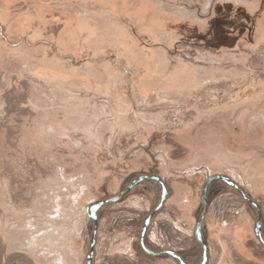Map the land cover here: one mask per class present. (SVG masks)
<instances>
[{
  "label": "rangeland",
  "instance_id": "1",
  "mask_svg": "<svg viewBox=\"0 0 264 264\" xmlns=\"http://www.w3.org/2000/svg\"><path fill=\"white\" fill-rule=\"evenodd\" d=\"M41 1L0 0V26L8 31ZM71 1L57 5L73 14L63 36L0 33V264H86L93 231L86 206L150 174L169 190L146 234L154 251L201 263L194 228L203 184L215 174L261 205L264 235V11L249 10L252 40L182 52L177 45L169 59L152 51L144 58L122 31L131 0H110L108 10L99 0ZM246 2L164 9L195 25L217 24L222 9ZM155 37L173 41L166 32ZM230 188L216 181L208 190V264H264L256 210ZM160 197L159 184L144 181L102 207L93 264H178L141 251L140 223Z\"/></svg>",
  "mask_w": 264,
  "mask_h": 264
},
{
  "label": "trees",
  "instance_id": "2",
  "mask_svg": "<svg viewBox=\"0 0 264 264\" xmlns=\"http://www.w3.org/2000/svg\"><path fill=\"white\" fill-rule=\"evenodd\" d=\"M132 1L135 2L136 0H131L128 5L130 16L125 17L122 31L125 37H128V35L132 37L131 46L135 50H141L144 58L150 56L148 52L152 51L155 53L161 52L160 54L163 57L169 59L174 50H177V45H180L177 51L182 52L186 51L187 47L221 49L224 48L226 40L227 42L232 40L238 42L246 39L252 40L254 37L256 38L257 31L253 25L254 19L249 15V10L252 7H259L264 11V0H246L247 2L244 5L231 3L230 8L222 9L223 15L217 20V24L211 23L212 19L208 18L203 25H195L190 19L182 20L175 15L169 16L170 14L164 8L166 5H170L169 2H172V5L182 3L189 8L199 10L204 7L208 0H157L161 5H164V8L155 7L154 4L151 5L152 3L149 0H139L137 3L135 2L136 4ZM109 2L110 0H99V5L106 8ZM106 9L108 10V8ZM126 12L128 13L127 10ZM131 14L134 17H131ZM138 14H143L140 15L142 20L138 17ZM138 19L139 21L137 22ZM162 32H166L173 41L164 43L160 38L155 37L156 34L158 35ZM146 65L145 69L147 70L148 66ZM161 75L162 77H159L160 80L164 78L163 76H166L165 72H161ZM230 189L236 192L234 189ZM147 216H144L140 223V231ZM145 241L151 250H155L147 239ZM141 251L143 252L142 249ZM143 254L148 259L161 257H152L144 252Z\"/></svg>",
  "mask_w": 264,
  "mask_h": 264
},
{
  "label": "water",
  "instance_id": "3",
  "mask_svg": "<svg viewBox=\"0 0 264 264\" xmlns=\"http://www.w3.org/2000/svg\"><path fill=\"white\" fill-rule=\"evenodd\" d=\"M144 181H154L158 183L159 186L161 187V197H160V201L158 205L155 207V209L152 212H150V214L147 216V218L145 219L141 227L140 241H139L141 249L143 250L145 254L152 256V257L168 255L172 257L173 259L177 260L179 264H187L182 258V256L173 250L154 251V250H151L146 245V241H145L146 234L152 223V220L162 210V208L165 206L169 198V190H168V187L165 181L160 176L155 175V174L141 175L135 178L134 180H132L130 184L126 188H124L118 195L110 197V198L98 200L95 202H91L86 206V215L89 218V220L93 222V231H92V236L90 240L89 252L86 258V264H93L94 262L95 250H96V244H97V238H98V229H99L98 211L106 205H112V204H117L121 202L124 198H126L129 194H131V192L135 189V187H137ZM216 181L223 182L227 186L234 189L246 203L250 204L256 210L257 219L253 226V232H254V236L256 240L264 247V235H263V230H262L263 212H262L261 205L257 201L253 200L245 192V190L230 177L222 175V174L211 175L206 179V181L203 184L202 190H201V202L203 204V210L194 228V237L196 241L202 247V261L200 264H208V261H209L210 252H209V247L207 243L205 242L203 234H202V226H203L204 220L209 211L208 190L211 184Z\"/></svg>",
  "mask_w": 264,
  "mask_h": 264
},
{
  "label": "flooded vegetation",
  "instance_id": "4",
  "mask_svg": "<svg viewBox=\"0 0 264 264\" xmlns=\"http://www.w3.org/2000/svg\"><path fill=\"white\" fill-rule=\"evenodd\" d=\"M64 1L67 0L41 1L39 12H32L31 10L29 13H23L22 16H18L19 18H16L10 23L8 31L5 29V25L0 26V33L8 38H11L12 36L16 37V40L18 37V39H24L27 41H31V39H35L36 37L45 38L48 36L55 38L58 35H64L70 26L67 17L73 15L64 12L63 9L57 7V5L64 4ZM70 3L73 4L74 2L71 1ZM28 5V3H24V6ZM73 22L74 23L71 21V23L77 27V22Z\"/></svg>",
  "mask_w": 264,
  "mask_h": 264
}]
</instances>
